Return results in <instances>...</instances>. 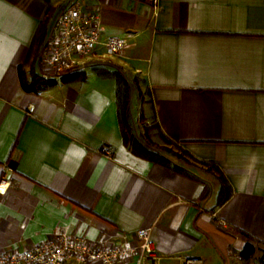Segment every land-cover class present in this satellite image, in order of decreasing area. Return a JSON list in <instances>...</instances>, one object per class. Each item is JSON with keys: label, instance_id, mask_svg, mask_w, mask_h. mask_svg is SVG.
I'll use <instances>...</instances> for the list:
<instances>
[{"label": "crops", "instance_id": "obj_1", "mask_svg": "<svg viewBox=\"0 0 264 264\" xmlns=\"http://www.w3.org/2000/svg\"><path fill=\"white\" fill-rule=\"evenodd\" d=\"M72 1L0 0V249L59 226L131 242L152 225L160 264H264V0H84L103 38L126 37L117 64L88 59L24 90L18 65L35 32L42 72L40 49ZM114 69L132 83L131 105L140 92L143 114L196 166L177 161L182 173L127 148L116 82L102 72Z\"/></svg>", "mask_w": 264, "mask_h": 264}, {"label": "built area", "instance_id": "obj_2", "mask_svg": "<svg viewBox=\"0 0 264 264\" xmlns=\"http://www.w3.org/2000/svg\"><path fill=\"white\" fill-rule=\"evenodd\" d=\"M156 8L158 0H150ZM99 13L87 9L84 0H74L58 11L52 29L39 53L43 78L62 76L81 69L88 59L116 57L127 39L121 35L102 37ZM109 154V150L105 149ZM9 186L7 171L0 177V193ZM153 226L136 230L134 240L89 239L57 227L48 239L22 249H0V264H160ZM182 264H199L200 260L180 256Z\"/></svg>", "mask_w": 264, "mask_h": 264}, {"label": "trees", "instance_id": "obj_3", "mask_svg": "<svg viewBox=\"0 0 264 264\" xmlns=\"http://www.w3.org/2000/svg\"><path fill=\"white\" fill-rule=\"evenodd\" d=\"M11 2H18L24 0H9ZM37 1V0H35ZM49 9L46 8V10ZM45 10V13H46ZM40 28L35 32L32 42L28 48L27 54L25 55L23 61L18 65V74L21 81V86L26 91L31 92H40L45 89L50 84V78H43L41 72L35 70L32 58L34 46L37 40L41 39L39 35ZM32 59V60H31ZM101 72V71H100ZM104 74L111 76L115 79L116 82V102H117V113L119 120V127L122 135L123 143L127 146L129 150L133 153L142 156L150 161L159 162L167 167L174 169L176 171L186 173L185 169L177 164V159L187 162L185 157L178 155L175 152L170 151L164 147H156L149 140L147 131L138 130L136 126L133 125L131 118V84L126 78L125 75L120 72L118 69L110 71H102ZM135 82V81H134ZM142 94L138 92L137 97L142 98ZM183 153L186 154L189 158H192L188 151L185 149ZM206 187V186H205ZM209 187H206L203 194L206 195ZM252 252V247L247 243L241 254L248 256Z\"/></svg>", "mask_w": 264, "mask_h": 264}, {"label": "rangeland", "instance_id": "obj_4", "mask_svg": "<svg viewBox=\"0 0 264 264\" xmlns=\"http://www.w3.org/2000/svg\"><path fill=\"white\" fill-rule=\"evenodd\" d=\"M100 61H95V64H103V67H109L111 64H117L115 60H112L111 58ZM128 77L130 78L132 77V75L130 74L128 75ZM136 96L137 93L134 92L133 104L131 105V118H133V125L136 126L138 130L147 131L150 142L156 147H164L166 149H169L170 151L175 152L182 157H185V160H187V163H189V165L192 164V158H189L186 154L183 153L184 149L182 148V146L176 142L164 138L159 132V129L156 127L153 119L150 116H145V114H143L146 110L148 111L149 108H147V106L145 107V105L142 107V98ZM176 160L181 161V159L177 158ZM193 165L196 166L194 162Z\"/></svg>", "mask_w": 264, "mask_h": 264}]
</instances>
